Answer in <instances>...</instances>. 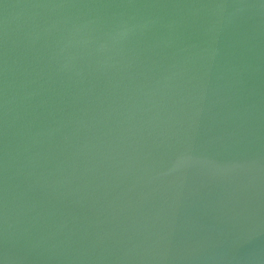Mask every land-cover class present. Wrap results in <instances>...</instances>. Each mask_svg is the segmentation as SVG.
Listing matches in <instances>:
<instances>
[{"label":"water","instance_id":"water-1","mask_svg":"<svg viewBox=\"0 0 264 264\" xmlns=\"http://www.w3.org/2000/svg\"><path fill=\"white\" fill-rule=\"evenodd\" d=\"M0 264H264V0H0Z\"/></svg>","mask_w":264,"mask_h":264}]
</instances>
